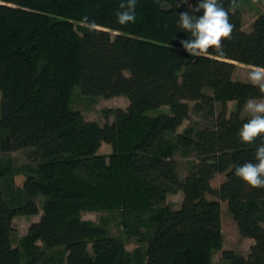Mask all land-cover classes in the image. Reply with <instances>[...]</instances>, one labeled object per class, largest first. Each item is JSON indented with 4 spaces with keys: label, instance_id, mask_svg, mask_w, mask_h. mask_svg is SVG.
Masks as SVG:
<instances>
[{
    "label": "trees",
    "instance_id": "16d2710c",
    "mask_svg": "<svg viewBox=\"0 0 264 264\" xmlns=\"http://www.w3.org/2000/svg\"><path fill=\"white\" fill-rule=\"evenodd\" d=\"M244 1L232 8L223 0L235 25L222 39L224 55L210 48L191 57L180 44L190 33L176 23L191 14L181 0H136V20L126 26L116 13L127 0H0V153L30 149L33 157L20 167L0 159V264H215L223 201L254 240L248 256L223 250L224 260L264 264V188L234 175L235 166L256 162L264 143V134L252 144L238 136L250 118L246 101L264 99L234 79L236 63L264 67V10L246 31ZM77 87L85 96L126 97L129 106L107 111L111 123L89 121L71 107ZM189 102L212 119L180 133ZM104 143L110 154L100 152ZM188 150L197 161L181 179L175 156ZM217 174L226 175L218 188ZM177 191L183 201L174 209L167 198ZM39 199L40 220L14 247V219L39 215ZM114 210L140 243L132 253L122 237L82 218Z\"/></svg>",
    "mask_w": 264,
    "mask_h": 264
},
{
    "label": "rangeland",
    "instance_id": "374dc122",
    "mask_svg": "<svg viewBox=\"0 0 264 264\" xmlns=\"http://www.w3.org/2000/svg\"><path fill=\"white\" fill-rule=\"evenodd\" d=\"M245 0L241 3L242 10L244 11V29L250 31L252 29L253 20H255L256 13L258 11V6L253 0ZM189 3V1H188ZM255 17V18H254ZM236 70L234 72V79L239 81H244L251 83L249 80V72L253 70V67L236 63ZM260 102L261 100H256ZM191 105V114L190 118L186 120L183 125L179 128V132H184L185 130L194 129L195 131L202 129L211 122V117H208L204 113H199L193 110L194 102H189ZM129 106V100L126 97H113L110 99H105L103 97H91L85 96L81 93L79 87L74 89L71 107L73 109H79L82 111L84 117L89 121H96L101 125H104L106 122H113L114 116L111 114L109 118L106 117L107 111H114L117 108L126 109ZM164 110H153L151 115H158L161 112H168V109L163 108ZM235 109V103H229V112L231 113ZM221 110V104H216V111L219 113ZM244 116H250L248 111L244 109ZM31 150L25 151H16L13 153H0V159L2 161H10L16 167L32 163ZM103 154H110L112 152L111 145L103 144L100 150ZM178 162V170L181 179H185L188 175L192 165L197 161V157L192 150L185 152L179 151L175 156ZM22 175L16 177V184L19 186L21 184ZM226 179L225 174H217L212 181L214 187L218 188L222 182ZM183 201L182 191H177L168 195L167 202L168 204L177 209L181 206ZM41 212L39 215L35 216H17L14 219V233H13V246H19V243L23 237H25L30 226L39 221L42 215V201L38 200ZM222 224H223V234H224V245L223 250H234L235 252L248 256L251 250L254 240L250 238H245L241 235L237 223L235 222L232 214L228 210L227 202H222ZM82 218L85 221H90L96 225L103 226L106 231L112 236H120L126 242V248L129 252H134L138 248L140 243L137 241V237H128L127 231L125 230L124 224L122 223V217L117 210L114 211H85L82 213ZM38 245L43 246V244L38 242ZM223 250L216 252L214 255L215 264H230L223 258ZM55 249H46V253H53ZM46 254V256H47Z\"/></svg>",
    "mask_w": 264,
    "mask_h": 264
},
{
    "label": "clouds",
    "instance_id": "9594fccd",
    "mask_svg": "<svg viewBox=\"0 0 264 264\" xmlns=\"http://www.w3.org/2000/svg\"><path fill=\"white\" fill-rule=\"evenodd\" d=\"M181 3L188 4V0H181ZM230 7H237V0H229ZM189 12L180 13L177 19V28L190 33V38L181 40L182 48L191 57H201L209 53L213 48L215 52L223 56L222 39L230 40L235 25L230 23L229 12L223 7V0H198L196 6L188 4ZM176 7H180L177 4ZM120 9L116 13L117 23L126 26L136 20V0H127L121 3ZM203 10V15L197 16L195 13ZM84 23L89 30L96 28L95 21L89 22L87 17ZM249 80L258 87L264 96V67L253 66L249 72ZM245 109L250 114V118L238 131V136L242 143L252 144L261 134H264V99L257 102L250 98L245 103ZM255 163L245 162L235 166L234 175L242 179L252 188H264V143L255 150Z\"/></svg>",
    "mask_w": 264,
    "mask_h": 264
},
{
    "label": "crops",
    "instance_id": "0c3cea01",
    "mask_svg": "<svg viewBox=\"0 0 264 264\" xmlns=\"http://www.w3.org/2000/svg\"><path fill=\"white\" fill-rule=\"evenodd\" d=\"M256 5L258 6V11L256 13V16L259 12L264 10V0H253ZM255 18V17H254ZM254 21V20H253ZM1 102H2V93L0 92V107H1ZM1 112V111H0Z\"/></svg>",
    "mask_w": 264,
    "mask_h": 264
}]
</instances>
